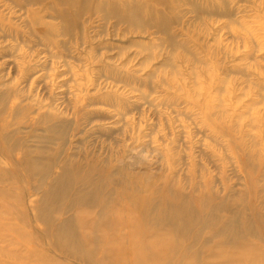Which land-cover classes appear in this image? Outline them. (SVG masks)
I'll return each instance as SVG.
<instances>
[{
    "label": "rangeland",
    "instance_id": "374dc122",
    "mask_svg": "<svg viewBox=\"0 0 264 264\" xmlns=\"http://www.w3.org/2000/svg\"><path fill=\"white\" fill-rule=\"evenodd\" d=\"M102 1L113 7L83 3L62 23L54 0H0V95L16 93V105L56 113L59 164L71 159L104 194L107 183L118 182L123 205H136L127 218L164 198L169 212L191 216L208 214L205 199L211 206L228 200L264 257L252 217H264V0H135L139 8L127 0L144 11L131 21L126 0ZM7 223L28 231L10 216L0 221V264H24L23 246L4 235ZM142 226L135 236L155 230ZM120 229L127 248L130 227ZM205 235L193 246L199 264L222 245L213 238L210 246ZM32 239L63 264H81L53 254L41 236Z\"/></svg>",
    "mask_w": 264,
    "mask_h": 264
},
{
    "label": "bare ground",
    "instance_id": "6f19581e",
    "mask_svg": "<svg viewBox=\"0 0 264 264\" xmlns=\"http://www.w3.org/2000/svg\"><path fill=\"white\" fill-rule=\"evenodd\" d=\"M38 1L30 0L32 4ZM54 1V6L63 8L57 10V7L56 11L54 10L62 23L69 20L68 14L79 11L83 3L86 7L94 1L99 11L105 7H113L111 2L102 0ZM126 2L124 1L126 7L123 12L130 14L126 19L133 20L139 14L137 10L144 12L141 8L136 9L140 5L135 0L131 3H137V7ZM128 5L130 7H127ZM121 6L123 7V2ZM2 86L5 85L0 82V87ZM16 100V93H12L11 97L7 94L0 95V221L7 222L10 216L20 224L28 226L29 232L7 223L4 234L11 237L16 245L23 246H20L23 253L19 252V255L26 261L24 264H40L44 260L45 264H63L60 259L57 260L40 251L38 246L31 245L32 238L37 236H41V240L49 241V250L59 258L72 259L81 264H199L202 253L198 252L199 247L194 251L193 246L203 239L200 238L202 234H206V240H210L209 245L213 238L220 240L222 244L218 248L215 246L216 251L213 249L215 252H211L212 261L202 264H264V257L258 251L260 249L250 246L248 242L247 237L253 233L248 221L246 226H240L239 229V210L236 214L230 213L228 200H221L211 206L209 200L205 199L203 205L208 214L204 215L203 210H199L197 216H191L182 214L181 210L169 212L168 200L163 195L164 200L161 204L159 202L160 209V206L151 208L145 200L148 208L144 207L145 210L136 216L137 218L132 215L127 218L128 214L124 216L125 211L133 214L136 210V205L132 204L135 200L131 201L130 206L128 203L123 205L125 197L117 189L118 182L113 180L107 183L104 194L101 190L104 185L96 181L92 173H81L79 167L69 158L59 164L57 142L62 128L56 113L44 107L31 112L34 104L25 107L16 105ZM29 112L34 113L28 116ZM21 129L23 131H20ZM130 190L132 192L131 187ZM26 193L33 198H27ZM96 194H99V197ZM112 194L116 201H113ZM28 208L32 209L33 218L30 217ZM69 210L73 211L69 217L56 219L55 214ZM221 213L227 216L220 215ZM253 214V221L260 225L258 230H261L260 233L264 237V217L258 213L257 216ZM124 223L130 227V232H127L131 234L132 239L127 248H124L122 240L125 238V232L120 231ZM37 225L41 226V232L36 233ZM141 225L155 230L151 229L148 237L139 234L135 236L136 229ZM198 225L203 228L196 233L194 228ZM205 228H208L206 232ZM39 241L36 238L33 244L40 245ZM203 242L205 243V239ZM208 246L204 252L209 250ZM203 247L201 246L200 251ZM15 257H18L17 253Z\"/></svg>",
    "mask_w": 264,
    "mask_h": 264
}]
</instances>
